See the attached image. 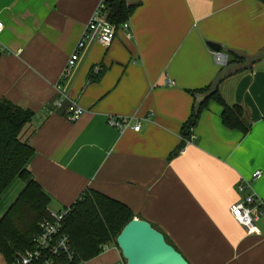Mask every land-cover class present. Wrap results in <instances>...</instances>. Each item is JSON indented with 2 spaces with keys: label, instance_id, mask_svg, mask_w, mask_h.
Instances as JSON below:
<instances>
[{
  "label": "crops",
  "instance_id": "obj_1",
  "mask_svg": "<svg viewBox=\"0 0 264 264\" xmlns=\"http://www.w3.org/2000/svg\"><path fill=\"white\" fill-rule=\"evenodd\" d=\"M102 2L0 0V100L35 113L28 169L52 197L51 208L97 190L149 221L190 264H264V214L259 233L249 234L230 210L251 193L248 183L264 209V56L219 83L226 103L247 108L250 131L227 128L222 106L211 100L192 140L170 158L191 115L189 90L210 85L227 66L216 61L208 42L252 57L264 53V4L128 0L137 4L129 29L120 28L109 47H90L59 107L58 82ZM72 100L85 109L77 121L66 116ZM149 114L140 132H120L107 122L111 115ZM257 169L263 175L253 180ZM23 186L17 178L3 193L0 204L17 188L0 216ZM83 264L127 261L112 243Z\"/></svg>",
  "mask_w": 264,
  "mask_h": 264
},
{
  "label": "trees",
  "instance_id": "obj_2",
  "mask_svg": "<svg viewBox=\"0 0 264 264\" xmlns=\"http://www.w3.org/2000/svg\"><path fill=\"white\" fill-rule=\"evenodd\" d=\"M259 1L264 4V0ZM103 3V13L117 32L129 22L137 7L128 0H103ZM221 51L229 57L226 70L222 68L219 77L210 85L189 90L194 98L191 115L182 126V141L170 158L178 155L192 140L201 115L211 100L222 106L221 119L227 128L243 134L251 129L247 108L226 103L219 91V83L234 72L252 68L260 57L254 60L255 56L239 51ZM34 117L32 110L6 99L0 100V200L15 179L24 182L16 199L0 216V255L7 264H13L17 256L33 247L38 225L48 215L53 202L28 169V163L35 154L27 135ZM69 207L71 214L64 227L71 237L74 252L72 258L67 259V264H83L99 256L108 245L117 244L118 235L135 216L125 203L93 189L85 190Z\"/></svg>",
  "mask_w": 264,
  "mask_h": 264
},
{
  "label": "built area",
  "instance_id": "obj_3",
  "mask_svg": "<svg viewBox=\"0 0 264 264\" xmlns=\"http://www.w3.org/2000/svg\"><path fill=\"white\" fill-rule=\"evenodd\" d=\"M105 4L102 2L96 13L87 24L80 40L78 41L74 52L69 57L63 70L60 81L57 85L58 99L57 106L62 107L69 98V88L73 82L76 72L82 63L90 47L95 43H101L106 47L112 45L117 36V30L111 24L103 13ZM129 22L123 24L122 28L129 29ZM5 23L0 16V33L4 30ZM0 46H2L0 42ZM215 52V51H214ZM216 61L222 65H228L229 57L225 52H215ZM96 73L100 72L97 67ZM171 83V80H169ZM85 109L76 101H71L66 116L70 121H77L84 114ZM151 119V115L145 117L118 116L108 117V124L119 130L126 132L132 130L140 132L142 121ZM263 171L257 169L253 172V180L261 178ZM252 189L251 193L243 200L231 204L230 210L232 216L246 229L247 233H259L258 222L264 214L263 201H259L257 192ZM240 191L245 189L244 184L238 186ZM71 214V207L67 206L61 209L50 208L48 215L39 223L33 238V247L25 253L20 254L14 260L13 264H67V259L72 258L73 246L70 235L65 231V221Z\"/></svg>",
  "mask_w": 264,
  "mask_h": 264
},
{
  "label": "water",
  "instance_id": "obj_4",
  "mask_svg": "<svg viewBox=\"0 0 264 264\" xmlns=\"http://www.w3.org/2000/svg\"><path fill=\"white\" fill-rule=\"evenodd\" d=\"M208 45L213 51L221 52L220 44L209 41ZM262 56L264 53L254 60ZM116 240L127 264H190L165 235L145 219L130 220Z\"/></svg>",
  "mask_w": 264,
  "mask_h": 264
},
{
  "label": "rangeland",
  "instance_id": "obj_5",
  "mask_svg": "<svg viewBox=\"0 0 264 264\" xmlns=\"http://www.w3.org/2000/svg\"><path fill=\"white\" fill-rule=\"evenodd\" d=\"M19 186H20V184L17 186V188ZM17 188L16 187H14V188L12 187V189L10 188L11 190H9L8 193H6V195H5L6 197L3 199V201L0 204V212H1L2 207L6 206L7 202L9 201L10 196L12 197L14 195L15 191H17ZM0 264H5L4 261L1 258H0Z\"/></svg>",
  "mask_w": 264,
  "mask_h": 264
}]
</instances>
